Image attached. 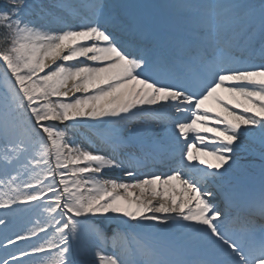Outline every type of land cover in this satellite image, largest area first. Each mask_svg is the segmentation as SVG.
Segmentation results:
<instances>
[{
	"label": "snow or ice",
	"instance_id": "1",
	"mask_svg": "<svg viewBox=\"0 0 264 264\" xmlns=\"http://www.w3.org/2000/svg\"><path fill=\"white\" fill-rule=\"evenodd\" d=\"M119 7L0 0V264H264V191L241 216L225 181L245 138L264 159V0L161 6L183 20ZM78 126L106 129L110 153ZM166 150V171H142ZM172 230L196 258L129 239Z\"/></svg>",
	"mask_w": 264,
	"mask_h": 264
},
{
	"label": "bare ground",
	"instance_id": "2",
	"mask_svg": "<svg viewBox=\"0 0 264 264\" xmlns=\"http://www.w3.org/2000/svg\"><path fill=\"white\" fill-rule=\"evenodd\" d=\"M117 1H118V0H112V2H117ZM141 8H142V6H140V10H142ZM137 116H141V115H138V114H137ZM137 116L133 117V118H134V120H133V123H134V124L130 125L129 128H130V127H133V126H136V127H139V128H140V127H143L142 124H140L138 120H135V118H136ZM145 118H146V117H144V120H145ZM122 127H123V126H122ZM124 130H125V134L128 136V132H127V130H126V129H124Z\"/></svg>",
	"mask_w": 264,
	"mask_h": 264
},
{
	"label": "rangeland",
	"instance_id": "3",
	"mask_svg": "<svg viewBox=\"0 0 264 264\" xmlns=\"http://www.w3.org/2000/svg\"><path fill=\"white\" fill-rule=\"evenodd\" d=\"M154 3H156V0H152Z\"/></svg>",
	"mask_w": 264,
	"mask_h": 264
}]
</instances>
